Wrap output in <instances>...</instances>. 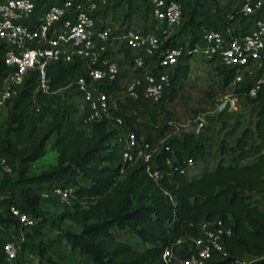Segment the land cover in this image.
<instances>
[{"label": "trees", "instance_id": "1", "mask_svg": "<svg viewBox=\"0 0 264 264\" xmlns=\"http://www.w3.org/2000/svg\"><path fill=\"white\" fill-rule=\"evenodd\" d=\"M34 1L40 4L47 0ZM218 1L190 0L187 20L179 32L166 38L164 45L187 43L188 49L169 70L170 86L161 98L150 101L138 96L118 102L113 112L114 119H121L141 142L152 146L160 139L163 129L157 133L145 125L131 124L129 111L144 110L153 119L155 112L163 108L164 101L175 97L189 71L192 56L189 48L198 38L195 31L184 37L182 34L184 30H191L193 24L215 25L208 21V12L203 5L211 4L218 14L223 8L218 7ZM117 5L118 1L108 0L96 7L92 16L105 20L108 13H114ZM234 5L230 1L224 5V14L229 13L231 17L221 18L217 23L238 20L246 29L250 20L239 16ZM138 8L143 10V14L134 13L138 21L136 25L143 31L153 29L156 23L149 18L147 0H139L134 6V9ZM132 13L128 9L121 16L120 26L128 23ZM196 15L202 17L195 18ZM118 52L128 55L123 47H119L116 54ZM4 53L5 46L0 42V89L12 70L4 63ZM200 60L211 63V58ZM76 62L63 64L53 61L47 65L50 93L34 92L35 73L32 72L21 88L5 100L4 142L0 145V155L5 159H16L17 176L10 178L0 171V230L11 226L20 230L30 228L33 234L43 235L41 228L45 219L38 213L41 193L51 192L53 186H69L70 205L61 212L60 218L79 224L80 229L64 231L61 238L70 252L76 255V264H178L185 254L186 242L176 244V241L193 232L188 225L216 219L231 225L232 234L224 240V248L231 258L262 256L264 210L259 209L258 203L251 200L248 193L264 197V96L258 93L255 98H247L245 93L251 85L250 80L244 79L237 85L235 95L242 96L253 106V126L242 130L233 148H226L223 140L219 143L221 157L215 167L196 176L168 167L164 162L166 158H170L174 165H180L183 158L191 157L194 162L204 156L205 138L201 132L181 137L177 133L164 138L152 158L153 164L161 170L160 177L154 180L143 171L140 163L121 165L115 162L117 151L108 145L116 133L114 120L103 119L82 125V112L73 119L70 110L51 107L57 93L67 90L74 71L79 67ZM123 62V59H118L119 65ZM214 70L221 76V86L229 85L236 73L234 68L219 64L214 66ZM126 75H129L127 69L120 68L118 78ZM113 88L107 86L109 90ZM211 113L206 114L207 119L220 118L226 111L214 117ZM48 147L56 154L54 165L35 174H26L23 165L41 158ZM10 206L32 218L33 224H19L11 216ZM33 217L37 220L35 225ZM14 240L4 241H10L16 247L13 264H27L23 252L28 248L31 251L35 249L36 264H59L46 257V249L54 246L56 240H49L46 244L38 241L35 246L25 242H18V245ZM2 244L0 264L4 257ZM2 263L7 264L5 257ZM249 264H264V258Z\"/></svg>", "mask_w": 264, "mask_h": 264}, {"label": "built area", "instance_id": "2", "mask_svg": "<svg viewBox=\"0 0 264 264\" xmlns=\"http://www.w3.org/2000/svg\"><path fill=\"white\" fill-rule=\"evenodd\" d=\"M107 2L50 0L37 4L34 0H0V42L5 46L4 63L12 68L2 82L0 109H5V100L21 88L32 72L35 73L34 92L48 94L47 65L53 61L63 64L77 61L79 67L70 84L84 104L81 124L114 120L116 133L108 145L116 149L120 164L140 163L143 171L156 180L161 175V170L152 162L156 149L141 142L121 119H114L113 112L120 101L114 96L120 93L124 98L139 96L157 101L167 91L169 70L188 49L187 43L164 45L169 36L168 29L177 25L182 17V5L179 0H147L150 20L162 27L158 33L156 25L143 31L130 19L120 26L121 17L117 25L93 17L92 11ZM234 7L239 16L250 20L249 26L243 29L238 20L203 25L199 27L197 41L189 48V54L215 59L220 66L234 68L236 73L229 86H239L244 79H249L247 98H255L258 93L264 96V0H236ZM230 17L225 13L223 20ZM119 47L127 49L128 55L116 54ZM119 57L129 74L121 78H118L122 67L118 63ZM122 80L123 84L119 86ZM109 85L114 88L107 89ZM227 99L229 108H234L236 98ZM164 162L187 175L194 165L191 157L183 158L180 165H174L170 158ZM0 169L6 174L9 172L6 159L1 155ZM70 191L69 186H53L51 194L66 202ZM46 196L41 193V197ZM8 210L19 224H33V219L17 208L10 206ZM188 226L193 232L176 241V244L186 242L185 254L178 264H249L264 258V254L231 258L224 248V240L232 234L231 225L223 224L220 219ZM2 251L7 264H13L14 244L4 242Z\"/></svg>", "mask_w": 264, "mask_h": 264}, {"label": "rangeland", "instance_id": "3", "mask_svg": "<svg viewBox=\"0 0 264 264\" xmlns=\"http://www.w3.org/2000/svg\"><path fill=\"white\" fill-rule=\"evenodd\" d=\"M48 2L50 0H47ZM45 3H48V2ZM117 3L114 13H108L105 17L106 22H110L114 25L118 24L120 17L129 9L130 12L136 13V15L143 14V10L138 8L134 9V6L138 4L139 0H111ZM182 5L183 14L179 23L172 28L168 29L169 35L179 32L184 22L187 20L188 9L190 0H179ZM230 1L232 4H236V0H219L218 7L224 8L226 2ZM100 7V6H99ZM204 9L207 10V19L215 24L224 17L223 8L218 11V14L214 11L213 7L209 3H204ZM201 18L202 16H195V18ZM131 23H138L137 18L131 16ZM203 24H193L191 30H184L182 37L188 36L191 31H195L198 34L199 27ZM158 28L156 31L159 33L162 29L160 25H156ZM181 37V38H182ZM118 56V55H117ZM119 59H121L119 57ZM208 61L200 60L199 57L192 55L189 60V71L187 76L182 80L180 87L176 90L175 97L172 100H165L163 108L156 111L154 118L152 119L148 113L144 110H130L129 118L131 124L145 125L148 130L158 133L159 129H163L160 139L157 142H153L151 148L158 150L161 141L164 138L179 133L180 129L189 125L191 122L201 120L202 123L197 133L201 132V136L205 138L204 141V156L201 159L194 160V165L188 170L192 176L198 175L205 170H212L220 156L219 143L223 140L226 144V148H233L236 139L239 137L243 129L252 127L255 121L254 108L247 100L242 96L235 95L236 85L229 86L222 84L221 76L215 72L214 66L218 63L215 59H211V63ZM121 69H126L125 65L121 64ZM128 72V71H127ZM127 76V75H126ZM123 84V80L120 81L119 86ZM57 97L51 105L58 106L60 108H66L71 111V117L77 119L82 112L84 104L81 97L77 92L73 84H69L66 91L63 93H57ZM234 96L236 98L234 108H229L228 111L220 118L207 119L206 114L213 112L216 109V101L223 98H230ZM117 101L123 100V94H116L114 96ZM37 110V109H35ZM5 112L0 110V145L4 142L3 127L5 122ZM258 141L255 142V144ZM49 146V144H47ZM264 150V149H262ZM228 153H232V150H228ZM226 158V155H223ZM56 154L54 150L48 147L45 154L26 165H23L26 174H35L44 170L55 163ZM116 163L119 162L117 157ZM16 159L6 158V166L9 170L7 175L10 178L17 176ZM2 172V170L0 169ZM47 196L42 197L38 204V213L45 219L44 225L41 228L43 235L38 236L33 234L30 228L19 229L14 227H8L5 230H0V245L9 238H14L15 243L25 242L26 244L36 245L38 241L46 244L49 240H56L54 246L46 249V257L52 258L59 264H76L77 257L74 253H71L69 247L61 238V233L64 231L76 232L80 229L79 224L71 223L70 221L60 218L61 212L66 210L70 201H60L57 197L46 192ZM251 200H255L258 203V207L264 210V197L255 193H248ZM5 215H8L5 211H2ZM34 218V217H33ZM34 218V225L36 223ZM28 248V247H27ZM23 257L26 259L27 264H36L37 255L35 249L32 251L28 248L23 252ZM4 262V257L1 259V264ZM89 264V262L85 263Z\"/></svg>", "mask_w": 264, "mask_h": 264}, {"label": "water", "instance_id": "4", "mask_svg": "<svg viewBox=\"0 0 264 264\" xmlns=\"http://www.w3.org/2000/svg\"><path fill=\"white\" fill-rule=\"evenodd\" d=\"M228 109H229V100L227 98H223V99L217 100L216 101V109L211 113V115L214 117L219 112L228 111ZM201 123H202L201 120H197L195 122H191L187 126L182 127L180 129V132H179L178 136L181 137L184 134L197 133Z\"/></svg>", "mask_w": 264, "mask_h": 264}, {"label": "crops", "instance_id": "5", "mask_svg": "<svg viewBox=\"0 0 264 264\" xmlns=\"http://www.w3.org/2000/svg\"><path fill=\"white\" fill-rule=\"evenodd\" d=\"M227 2H229V1H227ZM227 2H226V3H227Z\"/></svg>", "mask_w": 264, "mask_h": 264}]
</instances>
